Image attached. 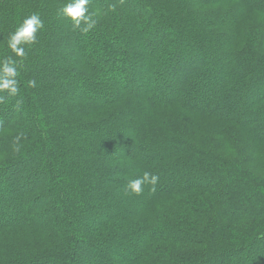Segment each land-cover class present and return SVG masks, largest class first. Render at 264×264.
I'll list each match as a JSON object with an SVG mask.
<instances>
[{"label": "trees", "instance_id": "16d2710c", "mask_svg": "<svg viewBox=\"0 0 264 264\" xmlns=\"http://www.w3.org/2000/svg\"><path fill=\"white\" fill-rule=\"evenodd\" d=\"M68 2L0 0V264H264V0Z\"/></svg>", "mask_w": 264, "mask_h": 264}, {"label": "clouds", "instance_id": "9594fccd", "mask_svg": "<svg viewBox=\"0 0 264 264\" xmlns=\"http://www.w3.org/2000/svg\"><path fill=\"white\" fill-rule=\"evenodd\" d=\"M89 3L90 0H70L61 9L63 15L72 22L73 28H80L85 33L91 30L96 23L89 11ZM82 24L85 26L81 27ZM41 28H43V21L38 14H32L24 18L16 30L9 35L7 47L11 49V52L16 57H24L25 48L23 45L34 43L37 39V33ZM17 74L18 63L12 56L0 60V101L4 99V93L9 97L17 96L19 92L18 81L16 79ZM28 83L31 87L36 86L35 80H31ZM158 180L159 177L156 174L145 171L142 177L129 181L127 188L132 193L139 195L143 191V185L149 184L155 186Z\"/></svg>", "mask_w": 264, "mask_h": 264}, {"label": "rangeland", "instance_id": "374dc122", "mask_svg": "<svg viewBox=\"0 0 264 264\" xmlns=\"http://www.w3.org/2000/svg\"><path fill=\"white\" fill-rule=\"evenodd\" d=\"M111 2V1H110ZM248 16V15H247ZM251 17L252 18H254L255 20V23L254 24H257V23H261L262 21H264V18H262V16L260 15V14H258V13H252L251 14ZM55 20V19H54ZM112 111V109H106V110H104L103 111V113H105V115H107L109 112H111ZM103 113H101V114H103ZM199 177L197 176H195L194 177V179L196 180V179H198ZM211 184H212V182H211ZM62 206V205H61ZM17 212V211H16ZM16 214V213H15ZM56 215V218H59V216H61V214L60 213H56L55 214ZM18 217H19V214L17 215ZM52 218H54V217H52ZM62 220V219H61ZM93 222V221H92ZM86 223H90V220L88 221V222H86ZM130 248V247H129ZM121 250H123V245H122V247H121ZM128 250V248L125 250V251H127ZM121 252V251H120Z\"/></svg>", "mask_w": 264, "mask_h": 264}]
</instances>
